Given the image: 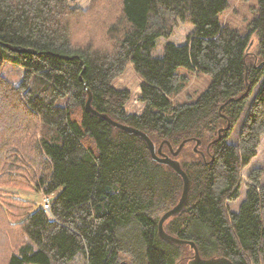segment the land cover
<instances>
[{
    "label": "trees",
    "instance_id": "trees-1",
    "mask_svg": "<svg viewBox=\"0 0 264 264\" xmlns=\"http://www.w3.org/2000/svg\"><path fill=\"white\" fill-rule=\"evenodd\" d=\"M228 5L90 0L81 9L72 0H0V114L9 115L0 120V184L40 191L50 204L49 215L16 192L0 195V264H71L79 256L85 264H179L193 255L157 233L181 177L154 162L139 135L87 110V89L93 109L147 133L162 152L187 140L173 158L189 194L164 223L167 233L194 241L204 258L264 264L263 168L249 172L237 211L228 206L264 135V0L245 32L220 21ZM180 22L193 26L186 41H167L155 55L157 40ZM5 63L23 68L17 83ZM129 63L142 79L140 113L126 111L131 92L112 83ZM180 68L212 77L194 100H172L188 79Z\"/></svg>",
    "mask_w": 264,
    "mask_h": 264
},
{
    "label": "rangeland",
    "instance_id": "rangeland-1",
    "mask_svg": "<svg viewBox=\"0 0 264 264\" xmlns=\"http://www.w3.org/2000/svg\"><path fill=\"white\" fill-rule=\"evenodd\" d=\"M72 6L81 9H86L90 6V0H72ZM257 6V0H229L228 7L219 13V19L223 24L230 27L237 28L239 32H245L249 21L254 16V8ZM192 24L190 23H178L174 27L172 34L168 38H159L157 40L156 47L154 49L155 55H161L162 48L165 42L172 41L175 43H184L186 36L192 31ZM23 69V68H21ZM17 65L5 63L4 73L13 82L17 83L22 77V71ZM182 72L186 69L180 68ZM188 76L185 87L176 95L172 97L173 102L191 101L194 100L208 85L212 77L205 73H193L185 72ZM142 82L141 77L133 70L132 65L127 64L124 72L113 80V86L119 89H128L131 92V97L126 103V111L133 113H140L143 109L144 103L139 100L140 95V84ZM9 115L0 114V120H4ZM234 134V130H232ZM255 168L264 169V135L260 138L259 145L256 150V155L250 160V162L241 170V182L239 197L236 200L229 201L228 206L231 211H237L241 201L245 196L247 184L249 183L248 174ZM259 182L264 183V172ZM0 184V195L7 196L9 193L16 192V194L22 198H26L35 203V205H41L43 194L40 191L14 189L7 186H1ZM127 236V233L124 234ZM128 249L125 255H130ZM192 254L185 252L183 257L180 258L179 264H187L188 259ZM71 264H85L82 257H77Z\"/></svg>",
    "mask_w": 264,
    "mask_h": 264
},
{
    "label": "water",
    "instance_id": "water-1",
    "mask_svg": "<svg viewBox=\"0 0 264 264\" xmlns=\"http://www.w3.org/2000/svg\"><path fill=\"white\" fill-rule=\"evenodd\" d=\"M6 46L9 49L14 50V51H18V52H32V53L35 52V50H33L31 48L22 47L19 45L6 44ZM81 64L83 65L82 61H81ZM87 93H88V98L85 102V106H86L87 110L91 111L95 115H98V116L104 118L108 123H110L114 127H118V128H120V129H122V130H124L130 134L134 133V134L139 135L141 138H143L146 141L152 160L154 162L162 163V164H165V165L171 167L182 179V190H181V194H180V197H179L177 203L174 206H172L171 208L164 211L158 220L157 233H158L159 238L163 241H167V242H170L173 244H178V245H182V246H189L193 250V255L188 259L187 264H233L231 260H229L228 258H226L224 256H212V257H208V258L202 257L199 254L198 248H197L194 241L179 239V238L167 233L164 229V223L169 218L176 216L177 214H179L181 212V210L184 208V205H185L187 198H188L189 189H190V179H189L187 173L181 167L180 162L177 159L173 158V156H176L178 154V152L182 149L184 143L187 140L186 139L183 140L178 145L176 150H173V148L169 145L171 155H168V154L161 151L162 143L159 145V147L156 148V145L153 143V141L150 139V137L147 133H145L142 130L137 129L131 125H127V124H123V123H120L118 121H115L112 118H110L107 114L100 113V112L96 111L95 109H93L91 104H90L91 93L88 89H87ZM221 129L222 128L219 129V132L221 131ZM199 144H200V140H197L196 145L194 146V150L197 149V146Z\"/></svg>",
    "mask_w": 264,
    "mask_h": 264
},
{
    "label": "built area",
    "instance_id": "built-area-1",
    "mask_svg": "<svg viewBox=\"0 0 264 264\" xmlns=\"http://www.w3.org/2000/svg\"><path fill=\"white\" fill-rule=\"evenodd\" d=\"M41 206L43 207V210L50 215V204H49V197H45L42 202Z\"/></svg>",
    "mask_w": 264,
    "mask_h": 264
}]
</instances>
